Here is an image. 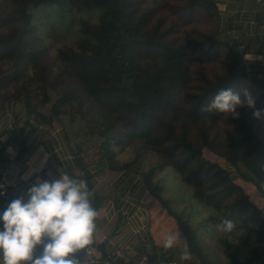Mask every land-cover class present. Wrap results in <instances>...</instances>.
<instances>
[{"label":"rangeland","instance_id":"1","mask_svg":"<svg viewBox=\"0 0 264 264\" xmlns=\"http://www.w3.org/2000/svg\"><path fill=\"white\" fill-rule=\"evenodd\" d=\"M135 1L136 15H148L147 27L153 29L156 24L162 23L161 29L166 31L172 25V31L168 34L169 41L184 49L190 57L189 84L176 96L180 106L179 121L174 122L173 111H169L163 118L162 129L154 137H165L167 128L164 126L172 123L177 136H182L185 130L195 147H203L205 161L217 167L214 172L217 173L218 169L226 170L220 174L221 177L230 174L234 167L222 154H230L233 147L237 150L245 148L246 134L239 123L225 114L217 122H212L202 111L199 116H193L194 119L190 120L187 116L188 111L196 106V95L209 82L215 84L231 71L229 50L224 45L217 46L210 41V37H214L219 31L220 19L216 7L211 2L205 3V6L195 5L192 0ZM12 7V0H0V11L10 10ZM35 9L30 23H15L12 27L0 28V43L6 40L14 45L13 29L20 27L26 30L21 40L27 51L32 53L39 52L41 48L46 49L36 60L30 55L17 59L18 54L12 58L2 57L4 48L0 46V113L5 112L21 129L40 130L45 139L56 136L64 146L80 151L86 163H97L102 159L101 144L105 135L118 132L116 127L109 130L110 121L117 118L96 115L92 102L85 99L78 81L70 78L68 67L60 53L75 48L84 24L100 23L99 14L87 10L76 11L74 15L69 10L67 14H61L58 7ZM201 43L204 45H200ZM194 46H198L197 51L192 49ZM206 50L212 60L197 61L196 56H202ZM153 64L155 63L150 65L151 68L154 67ZM250 71L257 77L256 81L240 77L224 89L231 88L236 92L249 89L256 107L264 110V83L260 81L264 78V68H252ZM216 93L207 97L204 106ZM31 110L35 111V115H28ZM238 112L240 117L252 123L259 136L264 137V119H255L247 107L238 109ZM143 149L140 141L129 146L115 144L114 159L122 167L133 164L130 169L122 171H129L135 178L143 179L146 184V205L154 203L156 199L160 201L150 210V216H153L154 223L157 224L155 226L151 222L152 229L160 227L165 231L163 242L168 236L177 234L179 239L174 246L187 242L182 225L195 230L199 249L189 248L192 256L185 264H264V206H258L257 211L244 212L238 216L240 219H236L229 207L237 204L240 197L233 195L226 198L218 195V190L213 188L218 185V178L204 183L203 190L214 195L209 200L210 204L196 199L197 187L185 179L200 168L197 162L189 163L183 176L169 159L170 153L161 154L156 148ZM184 159L187 157L179 154L173 161L178 163L177 161ZM242 188L243 191L250 189L243 185ZM158 210V215L164 217L162 211L167 210L170 217L171 210L172 218L156 217ZM165 213L167 215L166 211ZM225 218L237 224V228L231 233L217 231L216 225ZM161 254L156 256V260H167L168 256Z\"/></svg>","mask_w":264,"mask_h":264},{"label":"trees","instance_id":"2","mask_svg":"<svg viewBox=\"0 0 264 264\" xmlns=\"http://www.w3.org/2000/svg\"><path fill=\"white\" fill-rule=\"evenodd\" d=\"M12 2L14 7L0 11V28L12 27L15 23H21V25L30 23L33 19V11L39 7H58L61 14L65 12L67 14L68 10L73 15L76 11L83 10L99 14L100 23L96 25L85 23L77 46L60 53L66 62L70 78L78 81L85 99L92 102L91 106L96 115L104 114L106 118H113V116L117 118L111 121L107 119L110 121L109 130L116 127L118 132L105 135L106 138L101 144L102 159L99 162L112 170L130 169L133 164L122 167L115 160L114 146L115 144L129 146L135 141H140L143 143V150L156 148L161 154L170 153L169 159L183 176L189 163L197 162L200 168L190 173L187 180L185 179L186 182H191L197 187L196 199L210 204L209 200L214 195H209L203 190L204 183L218 178V185L213 187L218 190V195L226 196V198L233 195L240 197L237 204L229 207L236 219H240L238 216L244 212L257 211L258 206H264V137L259 136L248 119L244 117L234 119V122L239 123L246 134V146L242 150L233 147L230 154H222L234 167V171L224 177L220 174L226 170L218 169L217 173L214 172L217 167L205 161L202 154L203 147H195L189 141L185 130L182 136H177L174 133L173 124L167 123L164 126L167 128L166 136L154 137L162 129L163 118L169 111H173L174 122L179 121L180 106L176 96L179 91L187 88L190 80L188 53L168 39L172 25L166 31L161 29L162 23L149 29L148 15H136L135 0H12ZM192 2L201 6L211 2L216 7L220 19L219 31L214 37H210V41L217 46L224 45L229 50L231 71L219 78L215 84L209 82L203 91L196 95V106L188 111L187 116L191 120L194 119L193 116H199V112L202 111L212 122H217L223 113L204 111L207 97L224 89L226 85L240 77L256 81L257 77L250 70L264 68V66H254L245 62L243 55L220 37L222 23L215 0H192ZM13 30L15 34L12 44L14 45H10L6 40L0 43V46L4 48L2 57L12 58L18 54L17 59H24L30 55L36 60L46 51L41 48L39 52L30 53L21 40L26 30L20 27H15ZM200 45L203 46L204 43ZM192 49L197 51L198 46ZM196 60L210 62L212 57L206 50L202 56H196ZM152 63L155 64L151 68ZM260 81L264 83V78ZM28 115H35V111H28ZM205 147L208 146L205 145ZM179 154L187 159L175 163L173 158L175 159ZM242 185L250 189L243 191ZM158 202L160 201L157 199L154 201L151 210ZM162 212L165 217H169L167 210ZM158 213L159 210L156 217L159 216ZM169 214L171 215L169 218H172L171 210ZM151 222L157 226L152 215ZM181 228L187 236L185 243L188 247L191 250L199 249L195 230L190 226L182 225ZM155 229L159 231L160 227ZM161 235L164 239V230H161ZM157 255L156 251L149 255L148 263L158 264ZM116 264L125 263L119 260Z\"/></svg>","mask_w":264,"mask_h":264},{"label":"crops","instance_id":"3","mask_svg":"<svg viewBox=\"0 0 264 264\" xmlns=\"http://www.w3.org/2000/svg\"><path fill=\"white\" fill-rule=\"evenodd\" d=\"M215 1L223 41L233 45L245 62L264 66V61L259 59L264 57V0ZM14 122L5 112L0 113V166L9 168V184L14 195L10 201L26 197L28 189L37 182L57 179L61 172L66 173L83 179L93 194L92 202L99 213L94 244L98 262H105L106 256L117 249L123 254L112 264L119 260L125 264H149V255L154 251L178 264L191 260L188 244L182 242L165 248L161 229H152L153 203L145 204L143 179L135 178L129 171L112 170L99 161L86 163L80 151L64 146L56 136L45 139L40 130L26 131ZM9 153L16 155L14 160H8ZM185 256L190 259H184Z\"/></svg>","mask_w":264,"mask_h":264},{"label":"clouds","instance_id":"4","mask_svg":"<svg viewBox=\"0 0 264 264\" xmlns=\"http://www.w3.org/2000/svg\"><path fill=\"white\" fill-rule=\"evenodd\" d=\"M259 59L264 61V57ZM245 107L252 111L255 119H264V110L256 107L252 92L247 88L241 92L221 89L204 111H216L238 120V109ZM92 196L83 179L61 172L57 179L37 182L28 189L26 197L10 201L0 212L3 225L0 264H85V261H93L99 213ZM216 228L219 232L231 233L237 224L225 218ZM178 239V234L168 236L164 247L172 248ZM81 254L84 261L78 258Z\"/></svg>","mask_w":264,"mask_h":264},{"label":"built area","instance_id":"5","mask_svg":"<svg viewBox=\"0 0 264 264\" xmlns=\"http://www.w3.org/2000/svg\"><path fill=\"white\" fill-rule=\"evenodd\" d=\"M16 150V149H15ZM14 155L13 153H9L7 156L8 160L12 161L14 160ZM0 212H2L6 208V204L10 201V199L14 196L13 191L10 188L9 184V168L7 165L0 166ZM123 251L121 249H117L115 252L110 253L106 256V261L108 263H113L118 257L122 256ZM94 259L93 261H85V264H91L93 262H98L99 259L93 254ZM80 260L84 261L85 258L81 254L78 257ZM158 264H178L177 262L171 261V260H166L161 258Z\"/></svg>","mask_w":264,"mask_h":264},{"label":"water","instance_id":"6","mask_svg":"<svg viewBox=\"0 0 264 264\" xmlns=\"http://www.w3.org/2000/svg\"><path fill=\"white\" fill-rule=\"evenodd\" d=\"M91 264H111V263H108V262H93Z\"/></svg>","mask_w":264,"mask_h":264}]
</instances>
